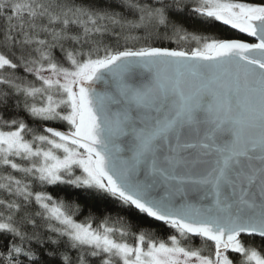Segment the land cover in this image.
I'll return each mask as SVG.
<instances>
[{"label":"snow or ice","instance_id":"1","mask_svg":"<svg viewBox=\"0 0 264 264\" xmlns=\"http://www.w3.org/2000/svg\"><path fill=\"white\" fill-rule=\"evenodd\" d=\"M0 264H264V0H0Z\"/></svg>","mask_w":264,"mask_h":264}]
</instances>
